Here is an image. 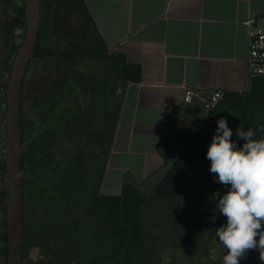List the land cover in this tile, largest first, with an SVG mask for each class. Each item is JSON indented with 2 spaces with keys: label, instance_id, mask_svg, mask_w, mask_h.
I'll return each instance as SVG.
<instances>
[{
  "label": "crops",
  "instance_id": "obj_1",
  "mask_svg": "<svg viewBox=\"0 0 264 264\" xmlns=\"http://www.w3.org/2000/svg\"><path fill=\"white\" fill-rule=\"evenodd\" d=\"M83 1L94 24L89 35L96 47L140 65L141 81L123 88L108 58H74L72 64L88 61L91 71L76 86L63 77L49 106L62 114L86 108L84 99H78L83 94L98 108L84 90L87 78L108 80L110 89L115 79L122 104L101 192L121 193L127 174L149 195L211 111L204 106L210 95L219 88L250 90L254 77L247 62L248 20L264 16V0ZM257 22L264 26V18ZM100 61L107 66L101 73L96 68ZM187 88L199 93L190 103L184 102ZM256 106L264 110V98Z\"/></svg>",
  "mask_w": 264,
  "mask_h": 264
},
{
  "label": "trees",
  "instance_id": "obj_2",
  "mask_svg": "<svg viewBox=\"0 0 264 264\" xmlns=\"http://www.w3.org/2000/svg\"><path fill=\"white\" fill-rule=\"evenodd\" d=\"M5 2L25 24L24 0H5ZM74 4L81 19L87 22L86 28H89L87 32L90 34V26L94 27V24L83 0H41V20L33 58L60 57L66 62H71L74 58L106 57L110 61L113 76L120 80L123 88L130 82H140V65L128 62L124 54L108 53L106 47L91 49L79 46L62 49L41 44L42 34L56 33ZM18 26L13 22L0 24V71L6 76L10 74L21 44L15 38ZM33 58L27 64L20 91L22 144L28 140L24 135L23 86ZM8 80L9 77L4 84L6 90ZM116 89H110L108 82L97 77H91L86 81L84 90L91 94L98 105L99 123L108 129L110 138L106 144V152L101 156L88 154L85 151H80L74 156L71 177L61 190L63 195L56 198L52 216H40L36 213L44 199V194L39 192L38 188L39 196L37 195L34 200V216L30 213L31 208L27 203L24 189V183L28 179H22L23 264H27L29 233L38 230L43 231L46 237L65 248L64 253L52 259L49 264H153L157 242L149 233L146 214L160 208L168 214L191 217L197 202L212 186L227 190L226 186L218 183L214 179V174L210 173V161L206 158V151L219 118H227L231 128L235 123L236 128L242 125L244 129H253L257 138L264 137V110L256 106L257 101L264 98V77H254L251 79L250 90L245 93L224 91V98L207 114L201 126L165 170L163 177L149 195L142 191V183L129 178L127 174L121 193L103 194L102 184L122 104ZM24 160L25 151L21 156L22 172H24ZM1 168L7 171L6 159L1 164ZM31 181L41 182L38 179ZM1 196L4 202L0 209V220L4 230L0 233L2 244L0 256L3 258L1 264H8L7 188L2 190ZM173 264L201 263L197 259L183 256Z\"/></svg>",
  "mask_w": 264,
  "mask_h": 264
},
{
  "label": "rangeland",
  "instance_id": "obj_3",
  "mask_svg": "<svg viewBox=\"0 0 264 264\" xmlns=\"http://www.w3.org/2000/svg\"><path fill=\"white\" fill-rule=\"evenodd\" d=\"M75 5L71 6L65 21L56 33L42 34L40 37L42 45L62 49L79 46L96 48L94 37L92 40L87 32L89 29L86 28L87 22L76 12ZM6 22L19 25L16 28L15 38L18 43H22L25 24L5 0H0V24ZM87 62L77 61L72 64V60L66 62L60 57H34L29 65L23 86L24 135L28 139L24 143V173L28 179L24 183V189L27 203L31 208L30 213L33 216L34 200L37 195L39 196L38 190L44 194V199L36 213L40 216L54 214L56 198L63 195L61 190L71 177L72 161L78 152L85 151L88 154L100 156L106 152L110 133L99 123L98 108L94 106L91 98L88 97L89 103L85 101V95L79 94L78 99L80 97L81 100L84 99L86 108L82 107L73 112L63 110L66 113H63L64 115L60 113L62 110L49 106L52 91L56 89L63 77L72 86L78 85L82 79H85V77L82 78L84 72L91 71L90 64ZM103 62L100 61L97 64L99 73L107 69ZM8 75L0 71V209L4 202L1 192L7 188L6 171L1 168V164L6 159L7 147V102H5L7 90L4 84ZM115 87L118 86L114 79L113 88ZM118 88L117 95H119ZM64 105L66 104L62 103L61 108H64ZM72 113L75 114L72 116ZM238 144H242L240 140ZM35 179L41 182L31 181ZM147 188V192L151 191L149 186ZM224 191L226 190L212 186L197 202L191 217L168 214L160 208L146 214L149 221V233L157 242L153 264H173L183 256L197 259L201 264H223L226 250L219 241L216 230L226 222V217L218 212L216 201ZM2 230L4 227L0 220V233ZM1 245L0 240V247ZM64 250L61 244L50 240L43 231L31 232L27 239L26 263L49 264L52 259L63 254ZM260 254L264 255V249L261 253L259 248L249 249L240 260V264H264ZM2 262L3 258L0 256V264Z\"/></svg>",
  "mask_w": 264,
  "mask_h": 264
},
{
  "label": "clouds",
  "instance_id": "obj_4",
  "mask_svg": "<svg viewBox=\"0 0 264 264\" xmlns=\"http://www.w3.org/2000/svg\"><path fill=\"white\" fill-rule=\"evenodd\" d=\"M235 135L227 118L220 117L206 151L210 173L227 188L216 201L226 217L216 230L226 250L223 264H240L249 249H264V137L242 125Z\"/></svg>",
  "mask_w": 264,
  "mask_h": 264
},
{
  "label": "water",
  "instance_id": "obj_5",
  "mask_svg": "<svg viewBox=\"0 0 264 264\" xmlns=\"http://www.w3.org/2000/svg\"><path fill=\"white\" fill-rule=\"evenodd\" d=\"M41 0H24L25 35L14 58L7 84V147L6 182L8 207V264H23V197L22 179L27 175L21 170V156L25 144L21 141L20 91L26 67L35 55L41 14ZM264 18L256 17L255 20Z\"/></svg>",
  "mask_w": 264,
  "mask_h": 264
},
{
  "label": "built area",
  "instance_id": "obj_6",
  "mask_svg": "<svg viewBox=\"0 0 264 264\" xmlns=\"http://www.w3.org/2000/svg\"><path fill=\"white\" fill-rule=\"evenodd\" d=\"M248 68L251 77H264V26L259 25L255 18L248 20ZM199 93L193 88H187L184 94V102L190 103ZM224 98V90H215L205 101V109L210 111L220 100Z\"/></svg>",
  "mask_w": 264,
  "mask_h": 264
}]
</instances>
